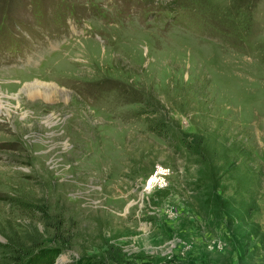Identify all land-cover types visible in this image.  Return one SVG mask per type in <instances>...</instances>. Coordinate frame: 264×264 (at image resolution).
Segmentation results:
<instances>
[{"label":"rangeland","instance_id":"374dc122","mask_svg":"<svg viewBox=\"0 0 264 264\" xmlns=\"http://www.w3.org/2000/svg\"><path fill=\"white\" fill-rule=\"evenodd\" d=\"M10 243L264 264V0H0V264Z\"/></svg>","mask_w":264,"mask_h":264},{"label":"trees","instance_id":"16d2710c","mask_svg":"<svg viewBox=\"0 0 264 264\" xmlns=\"http://www.w3.org/2000/svg\"><path fill=\"white\" fill-rule=\"evenodd\" d=\"M164 124L162 122H160L158 128L160 130V132H158L160 135H162V132L165 130L164 129ZM200 143V142H199ZM192 144L191 141L187 140V139H183V142L182 144L184 145L185 149H186V152L189 154V155H192V156H203L201 154V152H197V150L195 149V147H198L200 146V144ZM31 209V208H29ZM36 210V211H41L40 207H34L32 208V211L33 210ZM5 250L10 252L11 253V256H10V263L9 264H20L21 261L23 260V257H26V256H30V251L32 249L29 250V248H21V246L19 245H15V244H7L5 246ZM60 252L58 251H54V252H51L49 254H40L39 255V258H38V261L34 259V261L31 263V264H54L55 262V259L56 257L59 255ZM21 256V257H20Z\"/></svg>","mask_w":264,"mask_h":264},{"label":"built area","instance_id":"2783aa9c","mask_svg":"<svg viewBox=\"0 0 264 264\" xmlns=\"http://www.w3.org/2000/svg\"><path fill=\"white\" fill-rule=\"evenodd\" d=\"M168 174H169V170L167 168H164V167H157L156 168L155 177H157L159 180L165 178ZM151 179L147 182V186L151 187L156 183V181H157L156 178H154V179H156L155 182H154V179L152 181H151Z\"/></svg>","mask_w":264,"mask_h":264},{"label":"bare ground","instance_id":"6f19581e","mask_svg":"<svg viewBox=\"0 0 264 264\" xmlns=\"http://www.w3.org/2000/svg\"><path fill=\"white\" fill-rule=\"evenodd\" d=\"M153 179H151V181H152Z\"/></svg>","mask_w":264,"mask_h":264}]
</instances>
